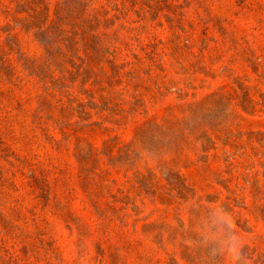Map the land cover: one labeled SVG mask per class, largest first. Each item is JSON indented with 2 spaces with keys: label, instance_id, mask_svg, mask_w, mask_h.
<instances>
[{
  "label": "rangeland",
  "instance_id": "1",
  "mask_svg": "<svg viewBox=\"0 0 264 264\" xmlns=\"http://www.w3.org/2000/svg\"><path fill=\"white\" fill-rule=\"evenodd\" d=\"M192 205L264 264V0H0V264H208Z\"/></svg>",
  "mask_w": 264,
  "mask_h": 264
},
{
  "label": "clouds",
  "instance_id": "2",
  "mask_svg": "<svg viewBox=\"0 0 264 264\" xmlns=\"http://www.w3.org/2000/svg\"><path fill=\"white\" fill-rule=\"evenodd\" d=\"M197 208L198 205H192L195 237L188 242L204 253L208 264H253L246 238L227 215L212 210L196 211Z\"/></svg>",
  "mask_w": 264,
  "mask_h": 264
},
{
  "label": "trees",
  "instance_id": "3",
  "mask_svg": "<svg viewBox=\"0 0 264 264\" xmlns=\"http://www.w3.org/2000/svg\"><path fill=\"white\" fill-rule=\"evenodd\" d=\"M56 28L58 29L59 26H56ZM54 30H56L54 27H49L44 33L46 34H49L51 32H53ZM53 55V56H52ZM52 55H49V58H48V62L50 65H53V66H58L59 68V73L61 74H66L68 72V69L67 67L65 66L64 64V61L66 60V57L68 56V53L67 51H64L60 54H52ZM7 78V77H6ZM9 80V79H8ZM50 90L51 88H48L46 87V91H45V94H46V97H49L50 96ZM40 111L41 112H44V108L41 107L40 108ZM150 125H155L156 127H158L157 124H153L152 122H149ZM78 160H79V163L81 165V169H82V175L85 176L86 172H90L88 169H87V166H88V163L89 162L88 160H86L82 154L80 153V151L78 150ZM87 169V170H86ZM86 179V178H84ZM90 197L93 201V204H94V207H95V212L96 214L102 219V218H106L107 217V212L106 210L103 208V206L101 205L100 201L96 198V195L94 193H90Z\"/></svg>",
  "mask_w": 264,
  "mask_h": 264
}]
</instances>
